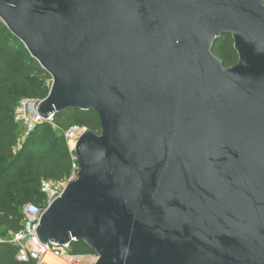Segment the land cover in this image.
Instances as JSON below:
<instances>
[{
	"label": "water",
	"instance_id": "1",
	"mask_svg": "<svg viewBox=\"0 0 264 264\" xmlns=\"http://www.w3.org/2000/svg\"><path fill=\"white\" fill-rule=\"evenodd\" d=\"M50 77L46 119L93 112L42 244L96 264H264V0H0ZM229 35L237 64L212 54Z\"/></svg>",
	"mask_w": 264,
	"mask_h": 264
},
{
	"label": "trees",
	"instance_id": "2",
	"mask_svg": "<svg viewBox=\"0 0 264 264\" xmlns=\"http://www.w3.org/2000/svg\"><path fill=\"white\" fill-rule=\"evenodd\" d=\"M212 54L225 68L237 64L229 35L214 43ZM47 81L50 77L0 21V235L21 229L25 205L33 203L43 209L44 195L40 191L43 180L59 183L70 175V155L62 132L77 126L96 135L100 133L95 113L67 110L53 116L57 129L46 123L36 126L19 152H14L20 126L14 120L15 104L21 97L46 98L50 90ZM52 130L59 135L52 134ZM69 253L94 254L82 242L72 243ZM0 264L24 263L17 260L14 245L1 242Z\"/></svg>",
	"mask_w": 264,
	"mask_h": 264
},
{
	"label": "built area",
	"instance_id": "3",
	"mask_svg": "<svg viewBox=\"0 0 264 264\" xmlns=\"http://www.w3.org/2000/svg\"><path fill=\"white\" fill-rule=\"evenodd\" d=\"M42 100L34 98H23L15 104L14 120L19 124L28 135L36 126L40 124H48L57 129L53 122V116L49 115L46 119L38 114V107ZM85 132L84 128L73 126L62 132L64 142L68 149L71 162V173L63 181L54 183L50 180L41 182L40 191L44 195L43 209L38 205L29 203L24 206V220L21 229L17 232H10L7 242L17 248V260L24 264H50L49 258L58 259L64 264H96L98 256L94 254L72 255L69 249L72 243L59 246L55 243L42 244L36 235L40 218L47 207H49L57 198L61 196L66 186L76 180L78 165L74 155L76 142Z\"/></svg>",
	"mask_w": 264,
	"mask_h": 264
},
{
	"label": "rangeland",
	"instance_id": "4",
	"mask_svg": "<svg viewBox=\"0 0 264 264\" xmlns=\"http://www.w3.org/2000/svg\"><path fill=\"white\" fill-rule=\"evenodd\" d=\"M47 84L49 85L50 84V87H51V79H50V81H47ZM23 98H27V97H21V98H19L17 101H19V100H21V99H23ZM17 103V102H16ZM19 128V130H18V132H17V135H16V137H17V147L14 149V152H19V150L21 149V147H22V144L25 142V140H26V137L28 136V135H26V132H25V130L21 127V126H19L18 127ZM53 131V130H52ZM56 131H53L52 132V134H58V133H55ZM59 135V134H58ZM3 231V230H2ZM1 231V232H2ZM9 233L10 232H8V233H6V234H3V235H0V239H2V240H8L9 239Z\"/></svg>",
	"mask_w": 264,
	"mask_h": 264
},
{
	"label": "bare ground",
	"instance_id": "5",
	"mask_svg": "<svg viewBox=\"0 0 264 264\" xmlns=\"http://www.w3.org/2000/svg\"><path fill=\"white\" fill-rule=\"evenodd\" d=\"M49 262L50 264H64L62 261L58 259H52V258H49Z\"/></svg>",
	"mask_w": 264,
	"mask_h": 264
}]
</instances>
